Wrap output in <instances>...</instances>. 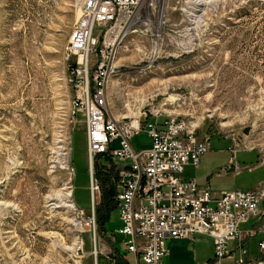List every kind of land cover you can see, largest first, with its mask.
Wrapping results in <instances>:
<instances>
[{
	"label": "rangeland",
	"instance_id": "1",
	"mask_svg": "<svg viewBox=\"0 0 264 264\" xmlns=\"http://www.w3.org/2000/svg\"><path fill=\"white\" fill-rule=\"evenodd\" d=\"M162 2L134 33L116 38L123 65L107 88L113 115L145 108L183 116L211 140L258 139L264 157V0ZM77 3L0 0V264H93L85 133L67 113L74 58L63 51ZM144 133L132 135L135 148L149 146ZM216 148L203 157L218 165L230 154ZM235 155L231 166L214 168L211 190L261 188L252 183L264 167L247 168L256 149Z\"/></svg>",
	"mask_w": 264,
	"mask_h": 264
},
{
	"label": "built area",
	"instance_id": "2",
	"mask_svg": "<svg viewBox=\"0 0 264 264\" xmlns=\"http://www.w3.org/2000/svg\"><path fill=\"white\" fill-rule=\"evenodd\" d=\"M178 2L175 0V4ZM77 4L79 15L63 51L66 57L74 58L68 71L73 94L67 113L74 123H81L85 133L90 198L85 224L92 234L93 264V207L94 198L99 195V183L93 176L94 162L113 169L112 200L119 225L112 236L123 237L125 250L133 254V264H162L166 239H190L194 234L211 239L212 255L203 264H221L224 259H232L233 264H264V241L257 243L261 254L247 258L245 238L253 236L256 230L239 228L248 217L258 213L264 186L226 190L213 197L207 186H198L192 178L181 176L186 166H197L208 148L209 134L199 136L197 122L145 108L128 116H114L108 106L110 78L123 65L116 63V38L121 40L134 33L136 24L145 23L146 16L158 8L159 0H78ZM137 131L145 132L149 146L132 147L130 138ZM259 133L264 134V127ZM114 140L117 146L110 148ZM260 144L258 139L242 144L231 136L228 151L233 154L239 148L252 149ZM102 156H106L104 162H100ZM70 172L73 176L71 166ZM71 205L77 209L72 201ZM231 240L236 242L237 255L227 246Z\"/></svg>",
	"mask_w": 264,
	"mask_h": 264
},
{
	"label": "crops",
	"instance_id": "3",
	"mask_svg": "<svg viewBox=\"0 0 264 264\" xmlns=\"http://www.w3.org/2000/svg\"><path fill=\"white\" fill-rule=\"evenodd\" d=\"M197 133L199 136H201L202 134H209L208 148L199 157L197 166L196 167L186 166L183 172L181 173V176L185 178L186 177L192 178L195 184L198 186H207L211 192V195L213 197H217L221 192L226 191V189L229 188H220L217 191L211 190L208 183V177L215 176L213 170L214 168H216V166L219 165L224 166L227 162L228 163L225 166H228L230 163L232 164L234 162V159H236V155H235L236 151L233 154H231L228 151V146L231 145V139L226 135H220L216 133V135L222 137V140L219 142L218 139L211 140L213 138L210 137H213V135L210 136V133L203 132L202 128H199V130H197ZM145 136L148 138L146 134ZM131 138H130V143H131ZM214 146L217 147L216 150L229 152L230 157L228 158L224 157L218 163V165L217 163H215V158L209 156L203 157V155L206 152H209L210 148ZM132 147L134 149H139V147L135 148L134 145H132ZM254 148L256 149L257 162L247 168L248 169L263 168L264 157H262L261 155L262 149H258L257 147ZM252 150L248 149V151H252ZM235 166L236 169L238 170L240 165L236 163ZM194 172H197V174L194 176L190 175L191 173ZM259 183L261 184V187L264 186V185L262 186V183H264V173L263 175L259 176L252 183V185ZM70 189L72 190V181L70 184ZM249 189H254V188H249ZM240 190H245V189H240ZM113 211L109 214L107 221L103 223V227L100 230V237L97 239V243L95 242L96 255H98L99 257L98 263L96 262V257H95V262L96 264H133L134 263L133 254L127 252L125 250L124 245L121 242V240H123V237L120 234H114V236H112L113 229L119 225L116 209L114 208ZM110 217H112L113 220L108 222L110 220ZM239 228L241 230H245L247 228H253L256 230L253 236L249 238H245V245L247 248V258L254 259L258 257L261 254V250H259L257 243L260 241H264V195L260 198L258 202V213L255 216L248 217V219L245 222L239 225ZM117 240L121 244V246L119 247L116 245ZM235 243L236 242L233 240L228 241L227 243L228 248L234 250ZM165 245L167 251L166 254L162 257V264H203V262L209 259L212 255L211 239L209 236L204 234H194L193 237L190 239L168 238L165 241ZM234 255H237L236 250H234ZM228 261H230L231 264H233L232 259Z\"/></svg>",
	"mask_w": 264,
	"mask_h": 264
},
{
	"label": "trees",
	"instance_id": "4",
	"mask_svg": "<svg viewBox=\"0 0 264 264\" xmlns=\"http://www.w3.org/2000/svg\"><path fill=\"white\" fill-rule=\"evenodd\" d=\"M106 156L100 157V162H104ZM93 176L97 178L99 183V201L93 207L95 221L97 223V230H101L103 223L107 221L109 214L114 210V203L112 200L114 189L111 177L113 175L112 167L108 169L100 163L94 162ZM113 178V177H112ZM99 257L96 255V262L98 263Z\"/></svg>",
	"mask_w": 264,
	"mask_h": 264
},
{
	"label": "bare ground",
	"instance_id": "5",
	"mask_svg": "<svg viewBox=\"0 0 264 264\" xmlns=\"http://www.w3.org/2000/svg\"><path fill=\"white\" fill-rule=\"evenodd\" d=\"M71 193V192H70ZM70 193H68L69 195H70ZM68 203V202H67ZM70 203H71V201H70ZM66 206H70V204H67Z\"/></svg>",
	"mask_w": 264,
	"mask_h": 264
}]
</instances>
